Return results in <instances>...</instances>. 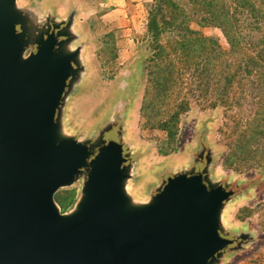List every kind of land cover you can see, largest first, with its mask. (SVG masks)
Masks as SVG:
<instances>
[{
    "label": "water",
    "instance_id": "obj_1",
    "mask_svg": "<svg viewBox=\"0 0 264 264\" xmlns=\"http://www.w3.org/2000/svg\"><path fill=\"white\" fill-rule=\"evenodd\" d=\"M16 3L0 0V264H212L235 244L219 229L233 192L199 171L169 178L152 205L130 207L118 142L97 150L59 139L76 56L61 53L65 34L54 26L23 60ZM86 169L82 203L62 215L55 194Z\"/></svg>",
    "mask_w": 264,
    "mask_h": 264
},
{
    "label": "rangeland",
    "instance_id": "obj_2",
    "mask_svg": "<svg viewBox=\"0 0 264 264\" xmlns=\"http://www.w3.org/2000/svg\"><path fill=\"white\" fill-rule=\"evenodd\" d=\"M151 2L17 0L20 33L28 39L22 58H30L39 41L54 26L60 27L65 34L61 53L76 56V74L59 109V139L97 150L106 142H118L128 159L123 190L132 208L152 205L169 178L204 171L209 186L223 185L233 192L220 211L219 229L235 244L212 264H264V172L226 167L224 160L238 131L225 111L204 106L198 94L191 96V109L181 117L175 143L165 131L148 127L142 117L151 54L146 39ZM193 20L194 30L229 50L219 29L201 24L199 15ZM185 94L180 91L182 97ZM174 104L164 106V118ZM87 179L85 175L57 191L55 202L62 215L78 210Z\"/></svg>",
    "mask_w": 264,
    "mask_h": 264
},
{
    "label": "trees",
    "instance_id": "obj_3",
    "mask_svg": "<svg viewBox=\"0 0 264 264\" xmlns=\"http://www.w3.org/2000/svg\"><path fill=\"white\" fill-rule=\"evenodd\" d=\"M147 14L146 125L177 142L181 117L198 94L204 106L222 108L238 131L226 167L264 172V0H152ZM195 15L222 32L229 50L192 28ZM171 103L174 110L164 118Z\"/></svg>",
    "mask_w": 264,
    "mask_h": 264
},
{
    "label": "flooded vegetation",
    "instance_id": "obj_4",
    "mask_svg": "<svg viewBox=\"0 0 264 264\" xmlns=\"http://www.w3.org/2000/svg\"><path fill=\"white\" fill-rule=\"evenodd\" d=\"M88 163H89V162H88ZM85 175H87V169L84 171V173H83V174H81V175H80V177H79V178H82V179H83V177H84Z\"/></svg>",
    "mask_w": 264,
    "mask_h": 264
},
{
    "label": "bare ground",
    "instance_id": "obj_5",
    "mask_svg": "<svg viewBox=\"0 0 264 264\" xmlns=\"http://www.w3.org/2000/svg\"><path fill=\"white\" fill-rule=\"evenodd\" d=\"M84 172H82V174H83Z\"/></svg>",
    "mask_w": 264,
    "mask_h": 264
}]
</instances>
